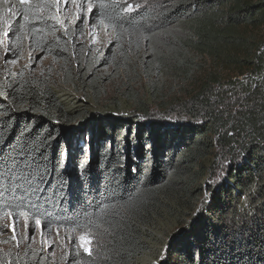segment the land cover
<instances>
[{"label": "trees", "instance_id": "16d2710c", "mask_svg": "<svg viewBox=\"0 0 264 264\" xmlns=\"http://www.w3.org/2000/svg\"><path fill=\"white\" fill-rule=\"evenodd\" d=\"M84 1L120 61L147 77L203 72L200 89L158 115L134 95L100 112L24 68L0 71V218L97 237L65 264H264V0ZM21 10L11 36L62 62L78 93L101 94L92 69L108 53L83 55L53 9ZM0 264L53 263L25 250Z\"/></svg>", "mask_w": 264, "mask_h": 264}, {"label": "rangeland", "instance_id": "374dc122", "mask_svg": "<svg viewBox=\"0 0 264 264\" xmlns=\"http://www.w3.org/2000/svg\"><path fill=\"white\" fill-rule=\"evenodd\" d=\"M133 1L136 0H128L130 3ZM21 7L35 14L53 9L61 28L67 31L70 44L79 46V51L85 56L89 55L90 59H100L108 53L104 64L101 67L94 65L92 69V74L98 80L96 90L101 93L100 96L89 99L78 93L69 83L70 78L65 74L66 68L62 62L55 61L51 54L39 50L28 36L20 33L11 36L15 22L21 23L27 18ZM91 8L84 0H0V71L16 72L24 68L34 77L46 78L49 86L68 101L79 102L80 106L100 112L107 110L113 101H126L128 95H134L142 99L152 98L154 104H151L150 110L154 113L151 115H158L159 103L163 106L170 102H184L199 91L203 72H194L186 80L162 74L147 77L141 69L143 63L134 62V56L129 64L120 61L112 35L90 23ZM76 24L78 28L73 30ZM92 103L95 107L89 105ZM173 231L175 229L167 231L165 236ZM81 236L90 243L82 245ZM85 247L89 251H85ZM96 247L97 237L90 233L46 229L37 222L0 218V251L16 255H21L25 250L38 252L53 264H65L72 252L91 253Z\"/></svg>", "mask_w": 264, "mask_h": 264}, {"label": "snow or ice", "instance_id": "6c2138e0", "mask_svg": "<svg viewBox=\"0 0 264 264\" xmlns=\"http://www.w3.org/2000/svg\"><path fill=\"white\" fill-rule=\"evenodd\" d=\"M125 10L126 11H131L132 10V6L129 5ZM147 147L150 149L151 148V145H147ZM67 162H68V153L65 151V152H63L61 154V158H60V161H59V167H61V168L66 167L67 166ZM79 167L82 168L83 167V163L81 165H79ZM37 223H39V221H37ZM13 232H15V228H13ZM80 240L82 242V245L83 244L90 243V241L86 237H84V236H81L80 237ZM85 251H89V249L87 247H85Z\"/></svg>", "mask_w": 264, "mask_h": 264}]
</instances>
